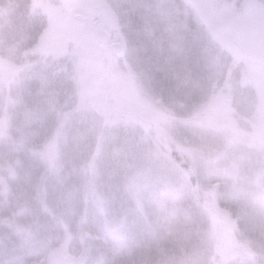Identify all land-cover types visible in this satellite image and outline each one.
<instances>
[{
	"label": "rangeland",
	"instance_id": "374dc122",
	"mask_svg": "<svg viewBox=\"0 0 264 264\" xmlns=\"http://www.w3.org/2000/svg\"><path fill=\"white\" fill-rule=\"evenodd\" d=\"M252 2L0 0V264H107L132 230L142 264H264Z\"/></svg>",
	"mask_w": 264,
	"mask_h": 264
},
{
	"label": "trees",
	"instance_id": "16d2710c",
	"mask_svg": "<svg viewBox=\"0 0 264 264\" xmlns=\"http://www.w3.org/2000/svg\"><path fill=\"white\" fill-rule=\"evenodd\" d=\"M162 6H163L162 3L160 2L159 4L158 3L155 4V6L153 7L154 8L153 9L154 11L157 10L154 13L156 15L160 16L161 18H162L161 13H162V11H164V8ZM134 18H135V16L133 17V20H134ZM155 26L156 27H160L161 29H162V27H164V25H162L161 23L156 24ZM238 34L239 33L237 32V29L235 28L234 31H231V37L229 36L228 39H230L231 41L234 42V39H237ZM181 159L182 158H180V156L177 157V160L178 161L181 160ZM31 229L33 230V227ZM144 231H146V230H144ZM134 232H133V230L130 232V234H129L130 237H128L127 240H117L116 239L115 241H109V242L105 241L102 249L109 256V261L108 262L106 261L107 264H117L118 262L120 264H137V263L140 264L142 262V256L138 255V252L139 251H137V250H135L133 248L135 246V244H136V241H134V238H132V235H134ZM60 237H61L60 234L55 235V240L54 241H51L48 237L42 236V238H41V236H39L38 237L39 239H37V242L32 241V245L35 246L36 248L39 247L40 248L39 250H46L49 247V245H51L52 243L55 244L56 241ZM23 241H24V244H25V242L27 243V236H24L23 237ZM114 246L115 247H118V246L122 247L123 248L122 254L123 253H127L124 256H122V255L119 254L120 255L119 261H115V260L118 259V258H116V257H118V254H117V252L116 253H113ZM154 246H155V244L153 245V247ZM154 252H156V251H154V249H153V254H154ZM152 257L154 259L156 258V260L159 258V256L157 254L152 255ZM153 258H152V260H153ZM149 262H150V258H148V263Z\"/></svg>",
	"mask_w": 264,
	"mask_h": 264
},
{
	"label": "water",
	"instance_id": "95a60500",
	"mask_svg": "<svg viewBox=\"0 0 264 264\" xmlns=\"http://www.w3.org/2000/svg\"><path fill=\"white\" fill-rule=\"evenodd\" d=\"M61 3L65 4V5H69L72 0H59ZM243 7L250 12H253L255 10V6L252 2V0H243ZM78 19H84V17H82L81 15H77L76 16ZM87 19L90 22L95 21L96 19V14L94 12H89ZM96 33L98 35L99 41L102 44H108L110 42V36L109 34L103 30V29H97ZM112 50L119 56H122L125 52V43L124 41H120L117 43L112 44ZM72 260V259H69Z\"/></svg>",
	"mask_w": 264,
	"mask_h": 264
},
{
	"label": "clouds",
	"instance_id": "9594fccd",
	"mask_svg": "<svg viewBox=\"0 0 264 264\" xmlns=\"http://www.w3.org/2000/svg\"><path fill=\"white\" fill-rule=\"evenodd\" d=\"M48 87L55 89V73L52 74V78L48 80Z\"/></svg>",
	"mask_w": 264,
	"mask_h": 264
}]
</instances>
